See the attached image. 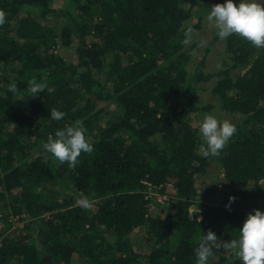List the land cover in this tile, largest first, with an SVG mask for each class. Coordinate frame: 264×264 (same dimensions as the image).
Instances as JSON below:
<instances>
[{"label": "trees", "instance_id": "obj_1", "mask_svg": "<svg viewBox=\"0 0 264 264\" xmlns=\"http://www.w3.org/2000/svg\"><path fill=\"white\" fill-rule=\"evenodd\" d=\"M62 2L0 0V264H196L209 229L219 241L238 238L247 214L264 211V48L231 35L230 62L205 71L204 57L192 71L182 41L201 24L203 15L189 23L195 7L225 0ZM72 43L77 60L58 50ZM33 77L54 91L30 96ZM212 79L221 107L240 116L220 155L205 157L193 118L213 106L196 98L197 85ZM51 108L64 118L52 120ZM77 119L94 150L70 169L43 143ZM213 161L228 189L203 183ZM145 180L173 182L174 204L148 212ZM60 182L62 198L48 185ZM139 227L145 252L132 237ZM213 253L208 264H243L223 247Z\"/></svg>", "mask_w": 264, "mask_h": 264}, {"label": "clouds", "instance_id": "obj_2", "mask_svg": "<svg viewBox=\"0 0 264 264\" xmlns=\"http://www.w3.org/2000/svg\"><path fill=\"white\" fill-rule=\"evenodd\" d=\"M207 19L214 24L220 39L237 35L256 48H264V5L257 0H239L238 4L234 0H225L224 3L213 4ZM5 23L6 13L0 9V26ZM193 31L191 26L184 31L185 38L182 43L185 46L191 42ZM27 84L30 96L45 92V89L49 93L54 91L46 82H38L35 77L27 80ZM8 91L17 93L15 80L9 83ZM64 116V112L51 108L52 120L59 121ZM198 128L205 145L203 151L205 157L220 155L237 132L235 124L228 119L220 120L207 113L198 123ZM86 132L84 122L77 119L72 124H66L63 129H57L54 136L49 134L43 148L59 164L67 163L70 169H74L82 152L91 153L94 150ZM234 200V196L229 198L230 202ZM79 203L85 208H91L87 198L79 200ZM197 222L199 223V219ZM238 230V238L219 241L216 234L209 229L194 249L196 264H208L209 258L214 255L213 248L221 247L234 252L243 264H264V211L255 209L249 212Z\"/></svg>", "mask_w": 264, "mask_h": 264}, {"label": "rangeland", "instance_id": "obj_3", "mask_svg": "<svg viewBox=\"0 0 264 264\" xmlns=\"http://www.w3.org/2000/svg\"><path fill=\"white\" fill-rule=\"evenodd\" d=\"M259 3V0H257ZM62 0H55V5L62 4ZM211 4L207 2H201L195 10V14H193L192 18L189 20L190 24H195L198 17L203 15L201 18V24L197 28H193L192 40L189 43L192 50V60L190 69L193 71L198 62L205 57V71H217L220 68H223L228 62H230V55L226 47V39H220L217 35V29L214 27L212 22H209L207 16L210 12ZM200 18V17H199ZM44 20V19H43ZM60 21L59 17L48 16L44 21L50 24H55L56 21ZM58 50L70 60H77V53L75 49V43H72L69 46H58ZM214 83V80H209L205 82H200L197 85L198 91L196 93L197 102L199 104H212L213 106L210 109L204 110L200 112L197 116H194V122L198 125V123L202 120L203 116L207 114H212L216 116L220 120L228 119L230 122H235L236 119L240 116L237 113H230L221 107L220 101H218L217 97L211 92V87ZM116 105L114 103H110L107 105V109L114 111ZM108 114V113H107ZM201 179L204 181L203 183L208 182H218L219 187L222 189H228L229 185L223 182L224 175L223 169L219 165L218 161H213L208 170L201 175ZM50 187L60 186V191L58 193V197L62 198L65 195V190H67L64 182L58 183V185L48 184ZM81 200V198H80ZM175 197H172L169 202L165 204L167 208H169L172 204H174ZM15 222V221H14ZM17 223V222H16ZM14 223V225H16ZM21 224H18L22 227ZM3 222L0 221V225ZM132 237L135 241V247L145 252L149 250V238L145 231L144 227L136 228L132 234ZM76 260H80L78 256H76Z\"/></svg>", "mask_w": 264, "mask_h": 264}, {"label": "built area", "instance_id": "obj_4", "mask_svg": "<svg viewBox=\"0 0 264 264\" xmlns=\"http://www.w3.org/2000/svg\"><path fill=\"white\" fill-rule=\"evenodd\" d=\"M146 187L144 196L147 200L148 212H152L155 208L163 207L172 197L176 195V187L171 181L154 183L145 180Z\"/></svg>", "mask_w": 264, "mask_h": 264}]
</instances>
